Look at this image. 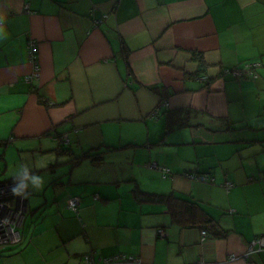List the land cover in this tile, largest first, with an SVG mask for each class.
Masks as SVG:
<instances>
[{
  "label": "crops",
  "instance_id": "0c3cea01",
  "mask_svg": "<svg viewBox=\"0 0 264 264\" xmlns=\"http://www.w3.org/2000/svg\"><path fill=\"white\" fill-rule=\"evenodd\" d=\"M0 18V183L28 185L0 264H264L244 258L264 237V0H0ZM255 61L256 79L221 75Z\"/></svg>",
  "mask_w": 264,
  "mask_h": 264
},
{
  "label": "built area",
  "instance_id": "2783aa9c",
  "mask_svg": "<svg viewBox=\"0 0 264 264\" xmlns=\"http://www.w3.org/2000/svg\"><path fill=\"white\" fill-rule=\"evenodd\" d=\"M2 25V21L0 18V26ZM27 54L28 60L31 64V72L24 77L26 82H31L33 79L38 77L39 66H38V51H37V44L34 40H29L27 42ZM261 67V63L258 61L255 62H247L240 66H237L232 69H227L225 72L230 74L234 79H256L258 77L257 70ZM168 104L166 101H161L155 107L153 112L151 113L152 116H157L159 111L162 108H167ZM152 168L157 169L160 171L163 177L171 178L173 173L170 171L169 168L159 166L156 164L150 165ZM185 176L190 177L191 179H196L205 183L213 182V178L210 177L208 174H201V175H193L189 173H184ZM24 184L23 180L15 179L12 181L4 182L0 184V208L6 211L5 215L0 217V247L4 245H17L22 240V234L20 228L22 227V223L24 217L26 215V206L24 203L25 200V188L20 187ZM226 189H229L233 186L232 183H225L224 184ZM223 186V184H222ZM12 187L20 188L22 196H14L11 192ZM224 187V186H223ZM16 201V203H15ZM17 203H20L17 204ZM79 204L80 199L78 197H72L68 200L67 208L75 214L79 212ZM234 212L230 210V213ZM159 233L162 234V230H159ZM205 234V232H202ZM264 250V237L260 236L255 238L247 247V250L244 254V258H249L251 255L256 254L260 251ZM84 259L86 260L87 264H94L92 260V255L88 254L85 255ZM238 258L235 256H230V261H235ZM101 264H114L116 262H132L134 259L132 257H127L126 255L122 254H115L107 258L99 259Z\"/></svg>",
  "mask_w": 264,
  "mask_h": 264
},
{
  "label": "trees",
  "instance_id": "16d2710c",
  "mask_svg": "<svg viewBox=\"0 0 264 264\" xmlns=\"http://www.w3.org/2000/svg\"><path fill=\"white\" fill-rule=\"evenodd\" d=\"M194 59L197 60L198 67H199L198 71L202 72L203 71V68H202L203 62H202L201 56L195 53L194 54ZM193 175H201V174H193ZM232 187H230V188H232ZM140 196L148 197L149 199H154V201L155 200H161L162 198H164L163 202L168 205V208H169L170 211H172V213H175L176 210L177 211H182V215H189L188 217L189 218L193 217L194 218L193 220H198V221L200 220V219L197 218V216L194 213H191V212H193L192 210L195 207V204L193 202L189 201V200L181 199L182 200V204L176 205L172 198H166V197L159 196V195H150V194H145V193L141 194ZM199 222L202 223L200 226L208 225L209 222H210V218H209V216H205ZM194 224L195 223L193 222V225Z\"/></svg>",
  "mask_w": 264,
  "mask_h": 264
},
{
  "label": "clouds",
  "instance_id": "9594fccd",
  "mask_svg": "<svg viewBox=\"0 0 264 264\" xmlns=\"http://www.w3.org/2000/svg\"><path fill=\"white\" fill-rule=\"evenodd\" d=\"M41 166H43V165H41ZM30 182L33 185V188H35V189H40L43 186V180L40 176H35V175L32 176L30 178ZM20 187L27 188L28 185L26 183H24ZM11 192L14 196H22L20 188H18V187H12ZM23 196H26V195H23Z\"/></svg>",
  "mask_w": 264,
  "mask_h": 264
},
{
  "label": "rangeland",
  "instance_id": "374dc122",
  "mask_svg": "<svg viewBox=\"0 0 264 264\" xmlns=\"http://www.w3.org/2000/svg\"><path fill=\"white\" fill-rule=\"evenodd\" d=\"M235 67H237V66H233V67H229V68H223V69H221V75L222 76H224V77H226V78H231V79H234L230 74H228V73H226L225 71L227 70V69H232V68H235ZM167 108H168V106H167ZM155 109V108H154ZM153 109V110H154ZM153 112V111H152ZM151 112V113H152ZM1 184V183H0ZM15 203H16V201H15ZM17 204H19L20 205V203H17ZM6 214V211L5 210H3L2 208H0V217L2 216V215H5Z\"/></svg>",
  "mask_w": 264,
  "mask_h": 264
}]
</instances>
